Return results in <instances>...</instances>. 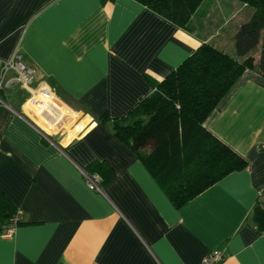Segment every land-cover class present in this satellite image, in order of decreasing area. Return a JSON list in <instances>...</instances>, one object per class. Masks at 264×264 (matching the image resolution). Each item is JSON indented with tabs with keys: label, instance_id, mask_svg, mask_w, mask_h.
I'll return each mask as SVG.
<instances>
[{
	"label": "crops",
	"instance_id": "crops-1",
	"mask_svg": "<svg viewBox=\"0 0 264 264\" xmlns=\"http://www.w3.org/2000/svg\"><path fill=\"white\" fill-rule=\"evenodd\" d=\"M249 9L204 0L180 29L133 0H0V68L18 48L33 89L45 84L56 99L38 107L20 87L0 94V192L20 212L12 235L0 236V264H201L215 250L219 264H264V228L254 219L264 211V79L255 70L203 124L246 169L179 209L112 130L150 97L152 79L202 44L233 52ZM259 57L258 48L255 65ZM95 162L114 179L99 185L93 175L91 189L86 169Z\"/></svg>",
	"mask_w": 264,
	"mask_h": 264
},
{
	"label": "trees",
	"instance_id": "trees-1",
	"mask_svg": "<svg viewBox=\"0 0 264 264\" xmlns=\"http://www.w3.org/2000/svg\"><path fill=\"white\" fill-rule=\"evenodd\" d=\"M186 29L204 0H133ZM253 9L248 21L234 33L233 54L202 44L161 81L151 80L153 93L124 119L112 121L114 137L136 153L143 166L176 209L221 181L246 169V161L212 136L203 126L247 70L264 79V0H235ZM259 48L255 65L253 53ZM151 142L149 153L139 149ZM86 173L100 178L99 185L114 179L104 162L91 164ZM17 208L0 192V236L12 225ZM254 219L264 228V211ZM20 225L17 222L16 227Z\"/></svg>",
	"mask_w": 264,
	"mask_h": 264
},
{
	"label": "built area",
	"instance_id": "built-area-1",
	"mask_svg": "<svg viewBox=\"0 0 264 264\" xmlns=\"http://www.w3.org/2000/svg\"><path fill=\"white\" fill-rule=\"evenodd\" d=\"M35 83V72L24 61L18 48H16L11 57L5 61L0 68V94L4 93L6 89L17 86L30 92V99L28 102L33 101L35 106L40 107L45 102L54 103L55 96L50 93L45 84H40L36 89H33ZM39 98V100L37 99ZM36 99V100H35ZM27 102V103H28ZM0 103L2 100L0 99ZM40 134L46 138L48 137L45 132L40 130ZM87 184L91 189H98L99 180L96 176L88 177ZM20 219V212L13 220L12 225L7 229L3 236H11L16 228L17 222ZM264 240V231L260 234ZM223 259L221 251L215 250L203 258L201 264H219Z\"/></svg>",
	"mask_w": 264,
	"mask_h": 264
},
{
	"label": "rangeland",
	"instance_id": "rangeland-1",
	"mask_svg": "<svg viewBox=\"0 0 264 264\" xmlns=\"http://www.w3.org/2000/svg\"><path fill=\"white\" fill-rule=\"evenodd\" d=\"M249 10H252V12H253V9H252V8L249 9ZM247 14H248V13H247ZM245 17H246V14H245V13H241L235 21H233V22L230 23L228 29H225V30H223V31L221 32V35H222L223 37H225V39L228 40V38L230 37V35H232V29H233V27H235L234 25L237 24L240 20L244 19ZM236 28L238 29V26H237V25H236ZM232 37H233V36H232ZM229 53H230V52H229ZM230 55H234L233 52H231ZM75 120L77 121V120H78V117H77ZM76 121H75V122H76Z\"/></svg>",
	"mask_w": 264,
	"mask_h": 264
}]
</instances>
